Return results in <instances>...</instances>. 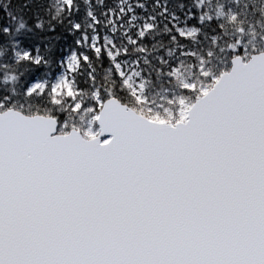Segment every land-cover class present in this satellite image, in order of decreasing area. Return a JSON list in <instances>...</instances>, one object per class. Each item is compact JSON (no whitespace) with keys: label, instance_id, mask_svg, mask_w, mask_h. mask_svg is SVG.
I'll return each instance as SVG.
<instances>
[{"label":"snow or ice","instance_id":"6c2138e0","mask_svg":"<svg viewBox=\"0 0 264 264\" xmlns=\"http://www.w3.org/2000/svg\"><path fill=\"white\" fill-rule=\"evenodd\" d=\"M0 264H264V0H0Z\"/></svg>","mask_w":264,"mask_h":264}]
</instances>
